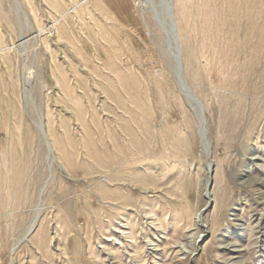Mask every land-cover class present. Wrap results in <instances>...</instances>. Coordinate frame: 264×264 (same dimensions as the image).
Instances as JSON below:
<instances>
[{
  "label": "rangeland",
  "instance_id": "obj_1",
  "mask_svg": "<svg viewBox=\"0 0 264 264\" xmlns=\"http://www.w3.org/2000/svg\"><path fill=\"white\" fill-rule=\"evenodd\" d=\"M161 1L0 0V264H264V0H172L182 74Z\"/></svg>",
  "mask_w": 264,
  "mask_h": 264
},
{
  "label": "bare ground",
  "instance_id": "obj_2",
  "mask_svg": "<svg viewBox=\"0 0 264 264\" xmlns=\"http://www.w3.org/2000/svg\"><path fill=\"white\" fill-rule=\"evenodd\" d=\"M138 1H140L138 4L144 6V2H142L143 0H138ZM170 4H171V9H172V0H162L158 4V7L156 8V12L153 10V8L152 9L149 8V11H150L151 17L153 18V20L155 21V23L157 25H160L162 23V21H163V26L158 27V28H159L160 33L162 34L163 44H164V49H165L164 51H165L166 56H167L166 59H168V61L170 63V66L173 69V72L176 73L177 72V70H176V66H177L176 59L177 58L175 56V42H176V40H175V33H174V30H173L174 29V27H173L174 26L173 12L172 11L170 12V9L167 8V5H170ZM158 13L161 14V17H162V21L161 22H160V19L158 21L155 19V17H157L156 14H158ZM172 34H173V36H172ZM181 80L182 79L180 77V81ZM178 83H179V81H178ZM179 84H180L179 87H181V83H179ZM195 110H198V109H195ZM196 118L198 120V131H199L200 130L199 113H198V117H196ZM200 146H201V143H200ZM201 148H202L203 154L205 155V147H204L203 143H202V147ZM207 165L209 167V162L208 161H207ZM205 181H207V180H205ZM34 223H35V218L31 222L30 227H29L28 230H31V228L33 227Z\"/></svg>",
  "mask_w": 264,
  "mask_h": 264
},
{
  "label": "water",
  "instance_id": "obj_3",
  "mask_svg": "<svg viewBox=\"0 0 264 264\" xmlns=\"http://www.w3.org/2000/svg\"><path fill=\"white\" fill-rule=\"evenodd\" d=\"M167 8H169L170 12H171V10H172L171 9V4L167 5ZM177 67L179 69L180 74H182V69H181V65H180V62H179V52H178V50H177ZM179 83H181V86L184 87L183 80L179 81ZM186 95L188 97H191L189 90H187ZM200 117H201V121H200V125L199 126H200L201 140H202V142L204 144V147H205V155L207 156V159L209 160V157H210L209 145L207 143V139H206V136H205V120L203 118V113L202 112H201ZM211 172H212V165H210V167H209L208 183H207V186H206V191L207 192L210 190L211 184H212V182H211Z\"/></svg>",
  "mask_w": 264,
  "mask_h": 264
}]
</instances>
